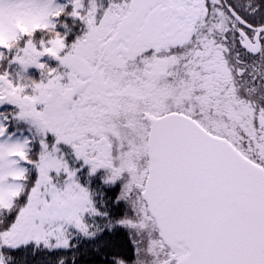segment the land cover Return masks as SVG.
I'll list each match as a JSON object with an SVG mask.
<instances>
[{"label": "snow or ice", "instance_id": "snow-or-ice-1", "mask_svg": "<svg viewBox=\"0 0 264 264\" xmlns=\"http://www.w3.org/2000/svg\"><path fill=\"white\" fill-rule=\"evenodd\" d=\"M0 264H264V0H0Z\"/></svg>", "mask_w": 264, "mask_h": 264}]
</instances>
